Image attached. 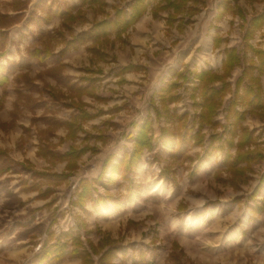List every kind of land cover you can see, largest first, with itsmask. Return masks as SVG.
<instances>
[{"label": "rangeland", "instance_id": "374dc122", "mask_svg": "<svg viewBox=\"0 0 264 264\" xmlns=\"http://www.w3.org/2000/svg\"><path fill=\"white\" fill-rule=\"evenodd\" d=\"M9 1L0 0V11L13 14ZM26 1L24 16L9 27L4 43L0 42V50L5 51L1 58L3 64L18 61L27 47L36 45L37 24L36 20H30L31 14L40 22L43 12L51 9L50 4L52 8L75 1L80 4V0ZM102 1L100 5L85 0L80 5L81 17L86 13L88 16L83 21L78 18L70 24L73 33L84 32L94 21L112 16L115 6L128 10L133 0ZM219 5L220 0H204L198 4L197 12H183L171 24L166 22L168 10L154 15L148 8L123 35V41L114 40L112 45H100L106 52L103 60L96 59L87 50L86 44V54H82L81 58L73 56L78 53L75 48L79 45L71 48L73 51L69 49L61 54V72L75 81L89 84V90L99 98L88 94L78 95L57 83L50 74L54 66L51 62L39 64L31 60L27 70L22 68L21 71H27L31 82L29 86L24 85L23 78L15 76L20 72L18 68L9 74L10 82L5 88L0 86V116L2 119L6 117L0 121L3 137L18 126L25 136L33 132L39 143H44L38 149L52 148L56 155L67 151L70 146L85 150L76 160L74 170L64 167L62 172L67 176L48 183L47 178H38L32 171L50 174L52 171L49 169H52L56 173L61 166L60 160L52 158L49 162L37 150L36 162L31 165L27 159L15 160L12 155L16 156V153L10 155L8 149L0 147L8 152L15 163L19 162L0 176V264H8L12 252L17 253L15 264H23L35 255L49 231H53L55 237L70 229L78 231L86 248L88 241L95 245L100 239L104 240V248L117 245L113 264H132L141 255L145 259L139 264H193L182 249L177 252V257L183 256V260L171 256L173 252L167 255V250L173 248L170 247L171 242L181 240L184 234L194 246L192 237L196 233L216 241L220 248H224L223 252H216L217 261L211 264H264V210L255 212L253 209L264 204V185L252 195L264 171V113L248 112L243 121L254 130L256 143L250 148H259L263 158L252 163V171L245 182L232 185L229 173L222 169L219 150L210 151L202 163L199 160V156L204 154L208 135L223 131L230 94L225 95L215 117L221 125H205L202 128L205 133L204 146L182 142L176 134L171 141H163L161 129L167 127L175 133L177 119L176 116L168 118L163 112L157 117L152 105L154 102L162 111L157 91L170 78L172 70H180L190 77L200 69L220 71L224 49L240 46L242 19L248 21L252 15L260 12L264 8V0H231L221 14ZM181 15L184 18L180 21ZM140 23L142 27L138 29ZM42 24L48 28L50 23ZM65 34L70 37L68 31ZM214 36L219 37L218 43L214 41ZM250 42L264 48V27L255 32ZM60 48V45L56 46L54 52ZM62 58L68 60L63 61ZM86 68H90L94 74L90 75ZM238 73L239 69H235L229 78L232 83ZM87 76L95 80H81V77ZM178 93L180 99L169 102L168 108L177 113H187L189 126L199 110L190 97L191 84L186 81L182 83ZM198 99L196 97V101ZM79 107L94 114V117L83 121L82 128L76 130L74 137H68L66 128L59 123L69 120ZM28 116L30 122L24 126L20 122H24ZM144 119L151 122L152 149L143 151L137 166L125 177L120 173L110 177L112 163L131 152L132 135ZM27 146L28 141L22 135L16 142L15 150L23 154ZM108 157L109 162L104 163ZM44 160L47 165L43 164ZM15 179L20 184L19 188L15 186ZM80 179L93 181L94 195L104 197L107 189L112 197L105 196V204L95 205L86 201L83 206L78 205L76 189ZM33 182L39 186L35 189L37 195L23 188ZM217 203L221 205L218 207ZM248 211L250 215L246 217ZM209 229L230 234V244L226 240L220 241L219 235L216 239L208 237ZM9 231L13 236H7ZM176 245V248L179 247ZM239 250L242 255L236 260L235 254ZM227 251L233 256L230 260L226 259V255L224 259L220 256V253L223 255ZM207 254L212 257V252ZM98 257L99 254L93 255V264ZM80 263L81 259L76 262Z\"/></svg>", "mask_w": 264, "mask_h": 264}, {"label": "trees", "instance_id": "16d2710c", "mask_svg": "<svg viewBox=\"0 0 264 264\" xmlns=\"http://www.w3.org/2000/svg\"><path fill=\"white\" fill-rule=\"evenodd\" d=\"M91 3L103 4L102 0H87ZM204 0H133L129 9L126 10L121 6L114 7L112 16H106L103 19L94 21L90 27L81 33L74 34L72 32L71 23L81 17L80 5L85 0H80V5L66 4L63 8L56 5L53 10L50 8L45 12L42 21L30 15V20L35 21L37 29L35 32L36 45L26 48L24 54H21L18 61L3 64L1 58L5 51L0 50V86L5 88L10 82L9 74L14 73L16 68L20 72L16 73V77L25 80L24 85L29 86L31 82L27 77V68L30 61L35 60L39 64L48 62L54 63L50 70V74L56 79L57 83L62 84L70 91L76 94H88L99 98L94 92L90 91L89 84H82L78 80H73L70 76L61 72L63 63L59 56L65 51L74 48L80 44H86V48L98 60L106 58V52L100 45H107L114 40L123 41V35L128 29L142 16L148 8L156 15L161 10H168L166 22L173 23L177 16L183 12L193 14L198 10V4ZM231 0H220V14L228 8ZM260 1V0H248ZM46 0H40V3ZM8 5L13 12L0 11V42L4 43L7 38L8 29L15 22L21 20L24 16V10L27 8L26 0H10ZM58 15L61 23L58 28H44L42 23H47L52 15ZM183 20L184 16L180 17ZM264 27V8L251 16L246 21L242 19L240 28L242 30L240 46H232L225 48L224 57L221 61L220 71L212 69H200L194 71L192 77L184 72L174 69L170 78L160 85L157 91V97L161 104L162 111L154 105V111L157 117L161 112L171 116H176L177 127L175 133L167 127H163L161 138L165 142L172 140L176 134L182 142H191L194 145H205V133L202 128L205 125L215 127L221 125L215 117L219 107L226 94H230L228 104L225 109L226 123L223 125L221 133L212 132L208 135V142L204 150V154L199 156L202 163L210 151L219 150L222 154L223 170L229 173V182L237 185L239 181L245 182L248 174L252 171V163L258 162L263 158V153L259 148H250V145L256 143L254 130L246 126L245 120L248 112L264 113V86L262 85V76L264 75V48L258 44H252L250 39L253 38L256 31ZM65 31H68L67 37ZM112 36V37H111ZM214 41L219 42V37L214 36ZM89 42V43H88ZM60 45L58 52H54V48ZM247 52H250L248 55ZM56 64V65H55ZM26 68L25 71H21ZM127 70V67H124ZM235 69H239L238 75L233 83L229 80ZM86 72L90 75L94 74L90 68H86ZM94 77H81V80H95ZM191 84L190 97L192 103L199 110L194 115L191 124L188 126L187 113H177L174 109L168 108L169 102H177L180 99L178 88L184 82ZM5 92L2 93L4 96ZM196 97L199 99L196 101ZM151 100L154 101L153 98ZM94 117L83 107L78 108V112L71 116L69 120H65L59 124L64 125L67 130L68 137H74L78 128H82L81 123ZM133 147L131 152L123 154L116 162L112 163L110 177L116 173L122 174L133 170L139 163L142 153L145 149H152L153 136L151 122L144 119L138 125L135 134L132 135ZM233 149V150H232ZM84 148L70 146L67 151L62 154H54L48 148L38 149V153L44 156H51L60 161L66 160L65 169L74 170L76 160L84 152ZM109 162V157L104 163ZM15 162L5 149L0 148V176L8 172ZM56 177H66V173H51ZM264 185V171L261 173L258 184L252 195ZM93 181L89 179H80L76 189V203L80 206L86 201H90L95 205L105 204L104 197H112L107 189L105 196L100 194L94 195ZM264 200V196H263ZM255 212L264 210V204L255 206ZM104 240H98L97 244L88 241V248L84 247L80 239L78 231L70 229L60 235L54 237V232L49 231L46 239L35 253V255L25 261L23 264H52L59 262L67 257H78L81 259L80 264H93V255L99 254V264H112V259L116 256L118 250L117 245H110L104 248Z\"/></svg>", "mask_w": 264, "mask_h": 264}, {"label": "crops", "instance_id": "0c3cea01", "mask_svg": "<svg viewBox=\"0 0 264 264\" xmlns=\"http://www.w3.org/2000/svg\"><path fill=\"white\" fill-rule=\"evenodd\" d=\"M47 3H48V1H47ZM70 4H76L78 6L80 5L77 1H75L74 3H70ZM53 6H55L54 2H53ZM63 6L64 5H60L61 8ZM49 7H51V10L54 9V8H52V4H50ZM45 12H46V10L43 12V16L45 15ZM216 14H217V8H216ZM87 16H88V13L84 14V17L82 16L79 19L81 21H83L84 18H87ZM162 20H163V22L165 21V19H162ZM48 23H50L47 26L49 29L58 28L60 26V23H61V18L57 14L52 15V16H50V19L47 22V24ZM141 27H142V25L140 27H138V29H141ZM74 33H76V32H74ZM84 46H85V44H80L78 47H76L75 50H78V53L76 55H73V56H77V57L81 58L82 54H86V53H84L85 52ZM69 51H73V49H71ZM62 60L65 61L66 59L62 58ZM10 103H11V100L9 101V104ZM5 119H6V117H3V119H2V116H0V121H4ZM29 122H30V117L28 116V118H26L24 122H20V123H22L24 126H27L29 124ZM22 135H23V138H25V141H28V146L23 149V154H21L20 150H19V153H17L15 150L16 142L21 139ZM40 145H44V143H42V142L39 143V140H38V137L36 136V134H33V132H32L29 136H25L24 133L22 132V129L18 126H17V128H15V130L13 132L6 134V137H3V133H0V147L8 149L10 155H12L13 152L16 153V156L12 155L15 160L20 161L23 159H27L31 165H33V163L36 162V151L38 150V146H40ZM51 149L52 148H50V150ZM68 149H69V147L66 150H68ZM54 151H55V149H54ZM63 152H65V150L60 152V153H63ZM43 157H46L45 160L49 159V162L53 158L49 155L43 156ZM37 160H39V159L37 158ZM45 160H44L43 164L47 165L48 163ZM15 164H19V162L17 161ZM65 164H66V160L61 161V166L59 167L58 170L55 171L56 174H60L64 170ZM41 170H48V169L47 168H41ZM49 171H52V173H53L52 169H49ZM32 172L34 173V175L36 174L38 176V178H47L48 183H50L52 180L55 181L58 178L56 176L50 175L51 173L50 174L44 173V171L38 172V171L33 170ZM17 175H19V174L17 173ZM14 182H15V186L17 188H19L20 187L19 182L16 179L14 180ZM37 182H33L32 185H28V186L25 185L26 187H23V188L29 189L30 191H32L34 194L37 195V191L35 190V189L39 188ZM51 196H52V194H50L48 196L49 200H50ZM202 205H204V202L201 204V206ZM216 205L219 207V205H221V204L217 203ZM218 207L216 208V210H218ZM248 210L250 211V208ZM249 211L247 212L246 217H248L250 215ZM204 230H207V229H204ZM205 232H207V231H205ZM218 235L220 237L219 238L220 241L226 240L227 244H230V242L232 240V239H230V234H226L225 231L218 233L216 229H209L208 237L212 236L214 239H216V236H218ZM7 236L9 237V236H13V235L9 231ZM192 238H193L192 240L195 244L194 246L189 242V239L187 238V236L185 237V234L182 236L181 240L176 239L173 244L171 242L170 247H173V248L172 249L168 248L167 255H168V253L173 252L171 254V256H173V257L175 256L177 259L183 260V258H184L183 256L178 258L179 255H177V252L182 249V251L185 252L186 256L192 261L193 264H199V263L200 264H211L213 261H215V262L217 261L218 256L215 255L216 252H218V251L223 252L224 251V248H220V244L216 243V241H214V240L211 241V240L207 239L206 237L201 236L200 233L194 234V236ZM176 244H178L179 247L176 248V246H177ZM27 246H28V244L25 245V247H27ZM208 252H212V257L207 256ZM241 253L242 252L239 250L235 254V256H237L235 258L236 260H238L239 257L242 255ZM123 254H124V252H123ZM224 255H226V259H228V260H230L231 257H233L229 251H227L223 255L220 253V256L222 259H224ZM16 257H17V253L12 252V254H9V259L7 260L8 261L7 263L8 264H15L16 263ZM144 259L145 258L143 255L138 256L137 259L132 261L133 262L132 264H139L140 262H144ZM79 260L80 259H76V258H72V259L67 258V259H63L59 262H54L52 264H64V263L76 264V262H78ZM97 262H98V260L96 259L95 264H97ZM112 264H113V261H112Z\"/></svg>", "mask_w": 264, "mask_h": 264}, {"label": "bare ground", "instance_id": "6f19581e", "mask_svg": "<svg viewBox=\"0 0 264 264\" xmlns=\"http://www.w3.org/2000/svg\"><path fill=\"white\" fill-rule=\"evenodd\" d=\"M143 20H144V18L141 20V23L143 22ZM141 23H140V25H141ZM156 187V186H155ZM64 264H70V263H64Z\"/></svg>", "mask_w": 264, "mask_h": 264}, {"label": "built area", "instance_id": "2783aa9c", "mask_svg": "<svg viewBox=\"0 0 264 264\" xmlns=\"http://www.w3.org/2000/svg\"><path fill=\"white\" fill-rule=\"evenodd\" d=\"M39 248V247H38Z\"/></svg>", "mask_w": 264, "mask_h": 264}]
</instances>
